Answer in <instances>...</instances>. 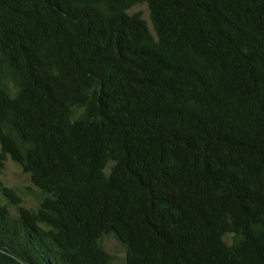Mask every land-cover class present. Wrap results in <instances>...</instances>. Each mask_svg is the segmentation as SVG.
I'll return each mask as SVG.
<instances>
[{"label":"trees","instance_id":"16d2710c","mask_svg":"<svg viewBox=\"0 0 264 264\" xmlns=\"http://www.w3.org/2000/svg\"><path fill=\"white\" fill-rule=\"evenodd\" d=\"M0 264H264V0H0Z\"/></svg>","mask_w":264,"mask_h":264},{"label":"rangeland","instance_id":"374dc122","mask_svg":"<svg viewBox=\"0 0 264 264\" xmlns=\"http://www.w3.org/2000/svg\"><path fill=\"white\" fill-rule=\"evenodd\" d=\"M140 10L143 13V17L146 19L149 27L151 28L149 17H148V9L145 4L137 5L132 8L131 12ZM1 178L7 185H13L17 188L23 189L27 183L28 178L22 174L20 167L11 160H8L5 163L4 169L1 174ZM26 201L27 206H32V201L30 197L23 196ZM101 244L103 248L110 254L114 256V263L121 262L124 255V247L123 245L113 236L107 235L101 239Z\"/></svg>","mask_w":264,"mask_h":264}]
</instances>
